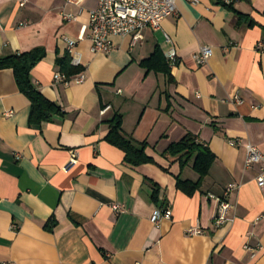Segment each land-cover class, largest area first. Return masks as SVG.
Returning a JSON list of instances; mask_svg holds the SVG:
<instances>
[{
    "label": "crops",
    "instance_id": "crops-1",
    "mask_svg": "<svg viewBox=\"0 0 264 264\" xmlns=\"http://www.w3.org/2000/svg\"><path fill=\"white\" fill-rule=\"evenodd\" d=\"M222 3L228 0H178L177 16L160 30H145L135 46L114 37L110 54L95 55L86 35L78 40L87 9L66 22L64 9L76 10L65 0L24 7L0 0V58L44 49L31 81L64 112L31 126L29 100L13 72L0 71V264H264V194L258 168H245L247 144L264 152V49H257L264 0H234L233 10ZM65 38L77 42L81 84H54L56 60L68 54ZM203 46L213 56L198 65ZM171 47L180 61L174 83L139 66L156 48L165 54ZM116 114L124 135L146 143L155 164L132 167L106 142ZM188 133L216 157L192 196L176 187L177 178L198 181L192 162L182 169L163 155ZM71 152L78 162L65 172ZM232 184V221L216 228L219 204L211 196L222 198ZM166 209L171 219L156 225L154 215ZM49 222L53 231L44 229ZM195 228L202 233L190 235Z\"/></svg>",
    "mask_w": 264,
    "mask_h": 264
},
{
    "label": "built area",
    "instance_id": "built-area-1",
    "mask_svg": "<svg viewBox=\"0 0 264 264\" xmlns=\"http://www.w3.org/2000/svg\"><path fill=\"white\" fill-rule=\"evenodd\" d=\"M189 3L197 4L199 0H186ZM234 0H228L227 4L233 3ZM29 0H19L20 6L27 5ZM178 0H65V7L74 8L75 13L68 12L64 9L61 13L62 18L66 22H76L78 18L87 9L89 22L84 26L79 34L78 40L81 41L85 35L91 42V52L95 55L110 54L114 45L112 38L114 37H129L131 38L132 46L143 40V32L145 30L158 31L161 29L162 22L173 16H177ZM169 43L171 40L166 38ZM67 44V52L71 58V64L74 67L81 66V57L74 55V49L77 42L68 38L64 39ZM258 50L264 49V44L258 45ZM213 56V49L208 46L200 48L199 52L194 56V60L198 65L206 64ZM165 61L168 67L173 70L180 63L177 50L171 47L164 54ZM84 80L83 73L67 79L62 73H57L54 76L55 85H69L71 83L81 84ZM237 102L241 101L237 98ZM13 112H9L7 116H12ZM232 147L241 146L239 141H230ZM245 168L250 170L258 168L256 183L259 189L264 194V152L257 147L247 144L245 146ZM77 153L71 152V158L65 166L64 171L68 172L77 164ZM237 185H229L222 198H214L218 201L219 207L217 214L214 217V226L216 228L228 224L232 220L228 214L231 205L227 202V198L236 190ZM113 210L120 211L119 206H113ZM172 217L171 209L157 211L153 217V222L159 225L163 220H170ZM199 228L191 229L190 235L201 234ZM247 248V247H246ZM250 250L249 248H247Z\"/></svg>",
    "mask_w": 264,
    "mask_h": 264
},
{
    "label": "trees",
    "instance_id": "trees-1",
    "mask_svg": "<svg viewBox=\"0 0 264 264\" xmlns=\"http://www.w3.org/2000/svg\"><path fill=\"white\" fill-rule=\"evenodd\" d=\"M222 5L233 10L232 5L225 3H222ZM45 55L44 49L37 48L30 52L0 58V71L11 70L13 72L20 93L24 94L30 102L29 124L31 126L41 127L55 115L64 116L61 108L47 100L31 81L32 69L45 58ZM56 64L67 79H71L85 71L82 66H72L69 54L57 58ZM139 66L147 73L164 75L170 83H174L172 70L168 67L164 54L159 48H156L149 58L142 60ZM122 125V115L116 114L109 121L110 131L106 137V142L121 150L125 155V162L132 167L155 164V161L146 154L147 144L137 142L124 135ZM163 155L178 161L182 169L192 162L193 170L199 176L198 181L194 183L177 178L176 184L177 189L187 196H192L200 189L203 180L209 175L216 161V157L211 150L200 144L198 138L191 133L186 134L179 142L172 143ZM153 186L155 189L153 200L157 202L158 186L155 183H153ZM55 225V222H49L44 226V229L53 231Z\"/></svg>",
    "mask_w": 264,
    "mask_h": 264
}]
</instances>
